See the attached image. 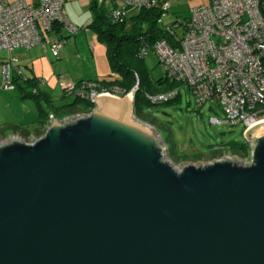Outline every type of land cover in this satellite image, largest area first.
Returning a JSON list of instances; mask_svg holds the SVG:
<instances>
[{
    "label": "water",
    "instance_id": "95a60500",
    "mask_svg": "<svg viewBox=\"0 0 264 264\" xmlns=\"http://www.w3.org/2000/svg\"><path fill=\"white\" fill-rule=\"evenodd\" d=\"M128 96L0 142V264H264V123L178 169Z\"/></svg>",
    "mask_w": 264,
    "mask_h": 264
},
{
    "label": "built area",
    "instance_id": "2783aa9c",
    "mask_svg": "<svg viewBox=\"0 0 264 264\" xmlns=\"http://www.w3.org/2000/svg\"><path fill=\"white\" fill-rule=\"evenodd\" d=\"M105 1L99 0L100 3ZM118 2L120 4L110 16L115 24L124 23L131 10L160 8L165 16L171 8L167 2L159 0ZM159 23L172 38L159 39L151 46L145 42L138 56L145 60L152 49L164 76L178 86L166 93L149 95L150 105L171 103L180 97L181 88H187L199 108L212 103L221 109L224 118H213V125H242L248 142L246 133L264 123V0H210L207 5L193 8L187 22L176 20L172 27L165 25L162 19ZM57 27L61 32L67 31L68 37L79 32V28L68 19L66 0H33L30 3L26 0H0L1 88L4 91H15L17 84L13 73L14 60H3L1 53L19 48L30 50L37 46H43L46 51V35H58ZM49 44L53 57L57 58L67 44V38H51ZM116 76L113 72L111 78ZM37 81L43 84L42 80ZM66 93L91 104L102 96L122 97L118 89H106L101 81L71 85L66 88ZM90 113L62 118L51 115L47 129L52 118L62 121ZM222 159L236 158L224 156L219 160ZM240 162L248 163L249 159Z\"/></svg>",
    "mask_w": 264,
    "mask_h": 264
},
{
    "label": "rangeland",
    "instance_id": "374dc122",
    "mask_svg": "<svg viewBox=\"0 0 264 264\" xmlns=\"http://www.w3.org/2000/svg\"><path fill=\"white\" fill-rule=\"evenodd\" d=\"M159 1H162V3L167 2L171 6L169 13L162 18V22L165 25H171L176 20L184 21L186 18H189L190 11L193 8L210 3V0ZM93 18L94 15L92 12H89L88 14H81L79 23L77 24L78 26L73 24L79 28V32L76 35L70 36L69 41L72 44L78 39L81 47V56L78 61L75 59L71 61L69 65L70 71H63L60 66V62L52 55L49 41L54 34L50 33L46 35V45L48 50L47 53L45 52V54H43V57L37 63V72L39 74L43 73L47 76L51 75L50 84L43 82V84L40 85V88L43 91H47L48 94L52 96L54 99V102H52L54 104H67L72 103L75 100L73 95H67L65 89L70 86L65 85V82L70 76L76 75L74 67L79 64L91 67L90 65L93 64V53L97 54L100 49L101 52H105V55L107 56L106 42L99 38L95 30L88 27L91 25ZM131 27L132 23L128 22L127 30L130 31ZM37 47H40L43 51H45L43 46ZM109 66L110 71L108 72L110 73H108V75L111 76L113 73L111 71V64H109ZM144 66L152 82L162 79L165 75L163 68L159 64L158 57L152 49H149L148 55L144 61ZM84 68L85 66H82L78 71L81 73ZM0 70V125H2L5 121L6 117H12L14 121H23L25 124H28L29 122H36L37 118L34 109L35 99H26V101L23 100L22 93L18 85L15 91H4L1 88L2 66H0ZM38 88L34 87L33 91ZM166 92L168 91L161 93ZM13 95L16 97L17 101L12 102L11 106L8 108V101L6 99L9 100V97ZM41 101L47 106H50L51 104L47 103L43 99ZM144 107L148 109L147 114L153 121L154 128L161 135L162 142L167 148L168 160H170V162L179 169H182L184 165L192 164L195 166H204L212 163L219 160L217 159L211 161L208 157V155H210L215 148L227 147L233 143L247 142L244 127L242 125H213L211 122L213 118H224L221 109L212 103H207L202 108H199L194 95L187 88L180 89V97L178 100H175V102L153 106L150 108L147 105ZM0 130H3V128L0 127ZM6 137H1L0 142L4 141ZM225 153V156L227 157L236 158L239 161H242L239 157L230 152ZM178 155H186L189 157L184 159Z\"/></svg>",
    "mask_w": 264,
    "mask_h": 264
},
{
    "label": "trees",
    "instance_id": "16d2710c",
    "mask_svg": "<svg viewBox=\"0 0 264 264\" xmlns=\"http://www.w3.org/2000/svg\"><path fill=\"white\" fill-rule=\"evenodd\" d=\"M117 5V0H106L105 3H100L99 0H92L91 4V11L93 12L94 18L89 28L95 30L99 38L106 42L107 56L112 67V72L117 74L116 80H110V77V79L101 81V84L106 89H118L121 92L119 95L122 97L132 93L138 86L134 99L135 116L139 121L154 127L153 121L147 114L148 109L144 107L145 105L149 108L152 107L147 97L149 95H157L164 91L173 90L177 88L178 85L169 81L165 76L158 81L152 82L144 66L145 60L139 58L138 52L145 42L151 46L159 39L170 40L172 37L166 33L162 24L159 23L163 18L160 8L131 10L124 23L115 24L110 16L112 10H114ZM187 20L188 18H186L184 22H187ZM128 22L132 23L130 31L127 30ZM170 26L172 27V24ZM58 31L61 32V29H58ZM33 82V88L31 91L26 92L25 95L26 97L38 99L40 97L38 88L40 84L37 80ZM16 84L18 85L17 80ZM34 87L38 88L35 90L36 92L33 91ZM178 99L179 97L176 100ZM93 109L94 104L75 98L74 103L64 108H56L53 113L56 117L62 118L76 113H89ZM59 110H65L63 111L65 115L59 116ZM49 115L50 114L47 115V120L50 118ZM45 132L46 130L39 131L38 138L42 137ZM225 152H230L241 160H248L249 144L247 142L233 143L227 147H218L215 148L208 157L211 161L221 159L225 156ZM178 156L184 159L189 157L186 155Z\"/></svg>",
    "mask_w": 264,
    "mask_h": 264
},
{
    "label": "crops",
    "instance_id": "0c3cea01",
    "mask_svg": "<svg viewBox=\"0 0 264 264\" xmlns=\"http://www.w3.org/2000/svg\"><path fill=\"white\" fill-rule=\"evenodd\" d=\"M15 1V0H14ZM27 2H32L33 0H26ZM91 4L92 0H66V12L68 19L70 23L77 25L79 23L80 15L81 14H88L91 11ZM120 2H118V5ZM93 14V12H92ZM78 26V25H77ZM90 26V25H89ZM88 26V27H89ZM55 37H66L67 38V44L65 45L64 49L62 50L60 57L56 58L57 61L60 62V66L62 67L63 71H70L69 65L72 60H77L81 56V47L79 44L78 39L75 40L74 43L71 44L69 41L67 31L63 30L58 35H54L52 38ZM106 51V50H105ZM46 51H43L40 47H34L33 49L26 50V49H16L12 52H2L1 57L3 60H14L13 67L15 72L14 76L16 80L18 81V87L20 88V91L22 93L23 100L26 101V99H35L34 103V109L36 114V122L25 124L23 121H17L12 119V117H6L5 121L0 125V127L3 128V130H0V138L1 137H11L13 135H18L25 140L29 142H34L38 139L39 131H44L47 129L49 120H47V115L50 114L54 115V109L58 108H64L67 105H70L74 103H62V104H54V99L50 94H48L47 91L41 90V86H39L40 91V97L37 98H31L26 97V92L31 91V89L34 86V80H42L46 84H50L51 75L47 76L45 74H39L37 72V63L40 61V59L43 57V54H45ZM105 52L98 51L97 54L93 53V58L91 64L89 66L79 64L78 66L74 67L75 69V76H70L69 79L65 82V85H74L81 83L83 81H103L105 79H110L111 76L108 75L109 70V61L108 56L105 55ZM1 66V64H0ZM82 66H85L84 69H82L81 73L78 71L79 68ZM1 71V70H0ZM112 71V67H111ZM18 73H21L19 75ZM42 78V79H38ZM116 80V78H111L110 80ZM2 82V81H1ZM65 88V87H64ZM66 89V88H65ZM45 100L47 103H51L50 106L44 105L41 100ZM8 101L7 107L9 108L12 104V102L17 101L16 97L10 96ZM53 101V102H52ZM31 102V101H30ZM32 103V102H31ZM60 111V110H59ZM65 110H61L58 115L64 116L65 113L63 112ZM7 137L5 139H7Z\"/></svg>",
    "mask_w": 264,
    "mask_h": 264
},
{
    "label": "bare ground",
    "instance_id": "6f19581e",
    "mask_svg": "<svg viewBox=\"0 0 264 264\" xmlns=\"http://www.w3.org/2000/svg\"><path fill=\"white\" fill-rule=\"evenodd\" d=\"M128 97H130L131 99H133V96L132 95H129Z\"/></svg>",
    "mask_w": 264,
    "mask_h": 264
}]
</instances>
